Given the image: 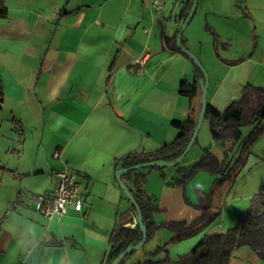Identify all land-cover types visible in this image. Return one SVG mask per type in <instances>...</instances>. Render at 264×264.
<instances>
[{
	"label": "crops",
	"instance_id": "0c3cea01",
	"mask_svg": "<svg viewBox=\"0 0 264 264\" xmlns=\"http://www.w3.org/2000/svg\"><path fill=\"white\" fill-rule=\"evenodd\" d=\"M190 1L168 0L158 14L147 0H4L0 264H108L114 230L136 224L116 178L120 163L174 142L180 131L173 123L190 116L180 86L196 80L195 64L166 46L167 38H178ZM182 44L210 77L209 103L225 111L248 84L264 86V0H199ZM203 146V154L224 155L214 141ZM250 150L248 161L255 158L264 172V132ZM65 165L78 175L84 208L48 219L29 194L51 192L54 173ZM160 175L165 209L172 208L175 182ZM122 180L132 191L131 181ZM184 199L194 211L182 221L191 223L202 213L198 201ZM155 221L165 222L159 214ZM207 227L190 235V247ZM230 264H264V258L242 247Z\"/></svg>",
	"mask_w": 264,
	"mask_h": 264
},
{
	"label": "trees",
	"instance_id": "16d2710c",
	"mask_svg": "<svg viewBox=\"0 0 264 264\" xmlns=\"http://www.w3.org/2000/svg\"><path fill=\"white\" fill-rule=\"evenodd\" d=\"M193 4L194 2L191 0L188 11L184 15L185 19L188 18ZM7 14L8 9L5 2L0 0V21ZM166 46L187 55L179 49L177 36L171 39L167 38ZM194 64L197 72L196 80L192 83L184 81L180 86V94L190 99L191 106L187 121H175L173 123L180 131L179 136L174 142L165 144L156 152L128 155L123 159V163L128 168L152 162H173L187 149L202 110L203 96L200 81L205 78L198 65L195 62ZM4 99L5 92L0 70V118ZM205 120L210 122L213 141L224 149V158L220 159L212 151L205 149L201 159L193 166H185L184 159L181 164L175 166L177 177L174 179V185L184 189L201 172L217 176L214 184L216 186L225 183L227 180H234L241 172L240 169L246 166L251 153V146L264 132V86L248 84L244 88L240 100L233 102L225 111H219L209 103ZM249 125H253L254 130L249 137L244 139L242 130ZM198 143L197 139L195 145ZM237 150L240 151V154L236 153ZM231 162L234 163L231 164ZM153 168L162 167L146 169ZM125 177L133 184L132 193L142 211L148 236L146 243L161 230H168L176 235H188L209 226L218 217L219 212L214 213L213 211L215 200V188H213L209 193L200 192L199 201L194 205L202 213L198 219L191 223L186 221L157 223L155 215L162 209L158 199L148 195L144 189L147 174L140 170H133L127 173ZM133 210L136 214L137 209L134 204ZM143 237L144 232L138 224L134 228L121 226L114 230L111 235V252L108 264H115L125 250L138 245ZM242 247H248L264 258V190L253 196L249 208L241 214L235 227L226 232L215 231L205 234L191 253L178 255L174 259L168 249L164 247L163 249L167 252L164 259L148 258L135 264H230L234 252ZM158 250L161 251L162 247ZM129 256L121 260L120 264H126Z\"/></svg>",
	"mask_w": 264,
	"mask_h": 264
},
{
	"label": "rangeland",
	"instance_id": "374dc122",
	"mask_svg": "<svg viewBox=\"0 0 264 264\" xmlns=\"http://www.w3.org/2000/svg\"><path fill=\"white\" fill-rule=\"evenodd\" d=\"M220 47L221 46L219 45L218 48L220 49ZM248 129H251V126H246L243 128V133L245 135L244 137L250 134ZM210 141H213L210 130V122L209 120H205L198 137L199 144L193 147L191 152L185 158L184 165L187 167L195 165L201 159V154H203V144L206 145L208 142L210 144ZM211 151L214 152L213 150ZM215 152L220 159L224 158L223 152ZM235 157L236 154L233 158L235 159ZM233 163L231 162V164ZM257 165L258 164L256 163L255 158H250L246 166L243 169H240L241 172L234 180H227L225 183L216 186H214V184L217 176L206 172H201L197 174V176L190 183H188L189 187L187 190L184 191L182 188L176 186L175 204L172 208L170 207L168 209H165L168 205L167 201L162 199L161 192H163V190L161 188V184L164 182V180L160 174L163 173L164 176L166 175L165 177H167V179L165 181L169 183V179L174 181L175 177H177V170H175V167L147 169L145 173H147L148 181L153 176L152 174L156 175L158 173L157 179L155 178L158 181L151 180L149 185L150 188L148 187L149 190H147V184H145V190L147 194L148 192L157 194V198L160 199L159 206L162 210L158 214L161 215V218L163 216V221L169 222L190 220L193 213L192 211H194V209L191 207L192 204H186L187 201H185L184 198H189L191 203L198 201L197 188H200V190L208 193L213 188H215L213 211L214 213L219 212V214L217 219H215V221H213V223H211L205 229L202 237L194 247H190L187 242L189 239H191L190 235L193 233L188 235H176L168 230H161L152 239H150L143 248L131 253L126 260V264H135L138 261L146 260L148 258L162 260L167 256V252H165L163 249L164 247L169 250L172 257L175 259L178 255L191 253L196 248L200 240L205 236V234L210 233L212 230H214V232H226L227 230L235 227L239 222L241 214L249 208L253 196L260 193L264 188V172L259 171ZM3 177L4 174L1 171L0 180ZM159 181L161 182L157 184ZM173 181L170 183V185L173 184ZM162 202L164 203L162 204ZM135 222L137 225V221ZM160 247H162L161 251L158 250Z\"/></svg>",
	"mask_w": 264,
	"mask_h": 264
},
{
	"label": "built area",
	"instance_id": "2783aa9c",
	"mask_svg": "<svg viewBox=\"0 0 264 264\" xmlns=\"http://www.w3.org/2000/svg\"><path fill=\"white\" fill-rule=\"evenodd\" d=\"M147 1L158 14L163 12L165 4L168 2V0ZM137 62L143 63V60H137ZM52 185L53 190L49 193L29 194L30 201L38 213L48 219H61L68 215L72 209L83 210L82 188L77 173L70 166L65 165L54 173ZM115 264H119V262L116 261Z\"/></svg>",
	"mask_w": 264,
	"mask_h": 264
},
{
	"label": "water",
	"instance_id": "95a60500",
	"mask_svg": "<svg viewBox=\"0 0 264 264\" xmlns=\"http://www.w3.org/2000/svg\"><path fill=\"white\" fill-rule=\"evenodd\" d=\"M198 2L199 0H194V4L193 7L190 11V14L185 22V24L183 25L182 29L179 32L178 38H177V45L179 47V49L181 51H183L184 53H186L190 59H192L197 65L198 67L201 69V71L203 72L205 78L204 80L200 81V85L202 88V96H203V101H202V110L200 113V117L194 132V135L187 147V149L185 150V152L176 160L173 162H152V163H147V164H141V165H137V166H133L130 168H125L124 167V163H120L119 167H118V171L116 173V178L117 180L121 183L122 189L124 190L125 194L127 195V197L130 199V201L136 206V221L137 224L141 227V229L144 232V237L143 240L136 246L134 247H129L127 250H125L122 255L120 256L118 262L120 264V261L123 260L124 258H126L128 255H130L131 253L143 248L147 242L148 236H147V232H146V227L144 225L143 222V216H142V211L139 207V204L136 202V199L132 193V191L126 186V184L123 182L122 178L124 175H126L127 173L133 171V170H140V169H144V168H149V167H162V168H167V167H175L179 164H181V162H183V160L187 157V155L191 152V150L193 149V147L195 146V143L199 137L201 128L204 124V121L206 119V114H207V110H208V93H209V83H210V79L209 76L206 72V70L204 69V67L202 66L200 60L198 59V57L190 52L189 50L185 49L182 42H183V36L184 33L187 29V27L189 26L190 22L192 21L196 10H197V6H198Z\"/></svg>",
	"mask_w": 264,
	"mask_h": 264
}]
</instances>
